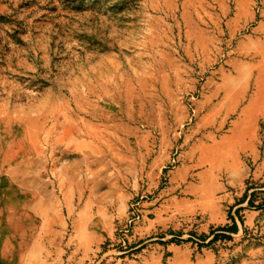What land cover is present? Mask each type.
Instances as JSON below:
<instances>
[{"label": "rangeland", "instance_id": "1", "mask_svg": "<svg viewBox=\"0 0 264 264\" xmlns=\"http://www.w3.org/2000/svg\"><path fill=\"white\" fill-rule=\"evenodd\" d=\"M0 264H264V0H0Z\"/></svg>", "mask_w": 264, "mask_h": 264}, {"label": "crops", "instance_id": "2", "mask_svg": "<svg viewBox=\"0 0 264 264\" xmlns=\"http://www.w3.org/2000/svg\"><path fill=\"white\" fill-rule=\"evenodd\" d=\"M244 149L246 152L249 153L250 158L252 160H256L258 158H260L261 153L259 152V150L257 149L256 146V140L255 138L250 135L249 139H245L244 141ZM227 169H228V180L229 182H232L235 185H239L240 183H243L245 180H247L249 177H252L253 175H257L256 170H253L245 165L242 164L241 161H234L231 164L226 165ZM204 178H210L213 183L215 184L216 188H223L224 185H221L220 183H218V181L215 178V172L213 170V168H209L206 173L203 175ZM229 184V183H227ZM224 200L229 202V200H231V197L229 195H225L223 196ZM240 205V204H239ZM238 206V205H236ZM215 207V213H214V218L213 219H226V216L224 214V212L221 210L220 207L217 206V204L214 205ZM245 210H243L244 212Z\"/></svg>", "mask_w": 264, "mask_h": 264}, {"label": "trees", "instance_id": "3", "mask_svg": "<svg viewBox=\"0 0 264 264\" xmlns=\"http://www.w3.org/2000/svg\"><path fill=\"white\" fill-rule=\"evenodd\" d=\"M248 203L250 204L251 201L249 200ZM232 223L231 225H226V226H223V227H220L218 228L217 230H221V231H228V232H236L237 231V225H236V222L234 219H231ZM218 237H225L227 238V236H224V235H215L213 240L217 239Z\"/></svg>", "mask_w": 264, "mask_h": 264}]
</instances>
